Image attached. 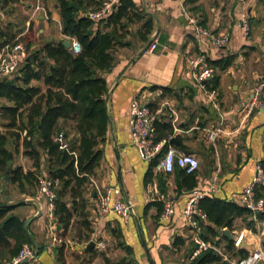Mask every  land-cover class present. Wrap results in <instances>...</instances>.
I'll return each instance as SVG.
<instances>
[{
	"label": "crops",
	"instance_id": "0c3cea01",
	"mask_svg": "<svg viewBox=\"0 0 264 264\" xmlns=\"http://www.w3.org/2000/svg\"><path fill=\"white\" fill-rule=\"evenodd\" d=\"M133 1L139 9L153 16L154 30L151 41L134 39L128 41L126 47H118L111 67L101 73L107 86L109 122L105 140L100 145L102 158L84 190L91 231H86L79 219H72L68 229L62 231L56 217L51 222L45 218V201L37 200L41 206L39 214L33 202L15 207L11 213L25 220L37 214L27 227L35 256L25 264H62L68 249L86 259L84 264H102L99 251L118 262L127 257L122 246L131 248L135 264H188L193 244L181 216L188 195L193 190L206 191L216 179L218 187L210 194L242 205L239 196L256 174L255 166L264 159V111L247 115L244 109L248 95L264 78V40L257 34L252 38L244 35L240 22L242 17H247L249 30L264 31L263 7L257 0H197L198 11L194 13L184 6V0ZM190 18L197 22L204 20L206 29L215 34H226L227 44L221 48L213 46L205 36L195 32ZM16 31L19 37L28 35L30 40H33L31 33L37 35L42 44H54L65 38L61 34L55 0H19L6 7L0 4V43L15 36ZM153 41L156 46L149 50ZM196 56L205 61L227 56L234 59L226 69H214L213 74L219 77L218 85L208 89L205 84L212 76L204 85L191 78L189 59ZM47 63L52 64V61L47 60ZM31 83L45 90L42 81L32 80ZM135 96L155 113L159 124L167 123L172 129L171 133L158 131L163 135L155 141L160 146L157 161L169 146L173 147L170 140L175 136L180 137L182 149L174 148L179 152L187 151L199 160L192 189L190 178L179 173L180 169L163 173L154 165L147 177L154 159L141 158L132 144L129 125L130 102ZM218 126L221 132L217 138L207 141L206 131ZM67 138L73 142L74 131L67 134ZM42 158L40 174L46 175L44 156ZM19 159L15 166L22 164L24 171L33 169L31 160L22 152ZM105 187L117 188L120 197L133 205V213L127 220L114 212H99L97 194ZM5 188V179L0 175V203H6L7 197L12 202L34 199L18 190L22 198L15 199L17 196L9 191V185L6 196ZM161 194L174 199V213L168 219L161 217L163 204L158 197ZM69 200L66 197V201ZM205 225L212 224L208 219L202 222V234L214 242L223 257L211 264H225L227 256L231 260L238 259L234 249H227L230 242L236 251L245 249L248 254L262 251L263 258L256 264H264V211L236 217L230 230L217 229L216 235L205 231ZM226 230L231 239L225 234ZM238 238L242 240L240 248L235 245ZM91 240L95 245L87 249ZM96 240L103 241L105 247L97 248ZM8 260H0V264Z\"/></svg>",
	"mask_w": 264,
	"mask_h": 264
},
{
	"label": "trees",
	"instance_id": "16d2710c",
	"mask_svg": "<svg viewBox=\"0 0 264 264\" xmlns=\"http://www.w3.org/2000/svg\"><path fill=\"white\" fill-rule=\"evenodd\" d=\"M18 1L0 0V4L6 7ZM55 2L60 17L61 34L65 38L54 44H42L28 54L13 76L0 78V117L5 121L3 127L6 129L4 132L0 131V175L5 177L8 165L11 164L8 146L11 145L17 150L21 148L23 155L31 160L33 169L24 171L22 166L11 164L8 173L9 185H13L20 193L34 196L44 156L46 176L58 181L54 186L53 200L57 226L66 231L72 219H79L84 229L90 232L84 190L102 158L103 150L100 145L105 140L109 122L105 98L107 86L101 73L111 67L114 51L118 47L127 46L130 41L128 36L131 35L141 42L151 41L154 18L139 9L133 0H116L110 12L99 18H92L89 14L99 10L103 0ZM257 2L264 8V0ZM183 3L189 11H198L197 0H184ZM198 24L206 28L204 20H199ZM132 25H135L134 31L130 28ZM13 37L14 35L11 38ZM9 39L3 40L0 46L9 42ZM65 39L69 41V47L63 44ZM72 40H76L80 46L77 53L71 51ZM29 46L30 44L26 46L27 50ZM233 59L234 56H227L206 61L214 71L226 69ZM47 60L52 61V64L47 63ZM218 79V75L212 73L205 86L214 89L218 85ZM32 80L42 81L45 90L32 84ZM66 123H70L76 134L73 142L68 141V133L64 128ZM154 126L157 131L154 141H158L163 135L158 134L159 130H165V133L172 131L170 125L159 124L156 119ZM59 132H63L67 148L59 147V142L55 139ZM170 144L182 149L178 136L172 138ZM157 157L150 163L147 177L157 162ZM260 165L264 171V159L260 161ZM179 173L190 178L189 187L192 189L194 173L188 174L182 169ZM254 191L256 198L264 199V185H255ZM66 197L70 200L66 201ZM4 204L0 203V260H8L16 255L24 243L33 244L24 228L25 219L11 213L20 205ZM199 207L212 224L204 226L205 231L211 235H216L217 229L223 227L230 230L236 217L251 213L243 204L215 198L210 193L199 200ZM202 237L210 242L204 233ZM210 243L214 244L213 241ZM122 247L127 257L118 262L111 261L104 252H97L102 257V264H135L131 257V248ZM192 249L193 245L189 256ZM227 249L236 251L232 242ZM235 251L234 256L238 259L248 255L245 249ZM221 260L222 255L208 249L191 259L188 264H211ZM226 260L224 263L228 264L230 256Z\"/></svg>",
	"mask_w": 264,
	"mask_h": 264
},
{
	"label": "built area",
	"instance_id": "2783aa9c",
	"mask_svg": "<svg viewBox=\"0 0 264 264\" xmlns=\"http://www.w3.org/2000/svg\"><path fill=\"white\" fill-rule=\"evenodd\" d=\"M116 0H111L103 4L99 10L90 13L92 18H99L107 15ZM190 22L196 33L205 36L210 43L217 47H224L228 42L226 34H215L208 29L198 24L195 18H190ZM243 34L246 35L249 31V23L247 17L240 19ZM156 42L149 44V50H153ZM71 51L77 53L80 51V46L76 40L71 42ZM28 56V50L25 44L15 38L0 46V78L11 77L15 74L19 64ZM190 75L194 82L202 84L212 76L213 69L208 66L204 58L196 56L189 59ZM204 85V84H202ZM247 115L256 114L264 111V80H261L253 88L248 95L244 106ZM129 125L131 130L132 144L138 149L140 156L144 160H153L160 152L159 144L155 143V113L150 108L141 102L135 96L131 99L129 107ZM221 132V128L215 127L206 131V139L213 142ZM59 142L60 148H67L63 132H59L55 138ZM199 167V160L191 153L179 152L174 147L169 146L163 153L161 158L156 162L155 168L163 173H172L175 168H180L185 173H195ZM256 174L242 190L239 199L241 204L250 209L252 212L264 211V199L256 198L254 187L257 184L264 185V171L260 164L255 166ZM57 179H51L44 174L37 177V186L34 199L38 201H45L46 211L45 218L51 222L55 219L54 203L55 198L54 186L57 184ZM218 187L216 179L211 182L206 191L193 190L187 197L181 212V216L185 219L188 229L190 231V241L193 244V249L190 253V259L195 258L205 250L212 249L222 253L219 249L206 241L202 237L201 223L206 221V213L199 207V200L208 193H213ZM163 204L161 217L168 219L174 213V199L169 195L161 194L158 196ZM98 210L101 214L114 212L123 220L133 213V205L120 197V192L117 188L105 187L97 194ZM240 238L235 241L238 245ZM97 248L103 249L105 247L103 241H97ZM35 250L30 243H24L20 247L16 255L11 257L6 264H21L22 262L33 261ZM263 258V252L254 250L246 257L236 260H230L231 264H256Z\"/></svg>",
	"mask_w": 264,
	"mask_h": 264
},
{
	"label": "rangeland",
	"instance_id": "374dc122",
	"mask_svg": "<svg viewBox=\"0 0 264 264\" xmlns=\"http://www.w3.org/2000/svg\"><path fill=\"white\" fill-rule=\"evenodd\" d=\"M109 1H111V0H103V4L106 2H109ZM262 10H264V8ZM130 28L132 31H134L135 25H132ZM16 34H18V31H16L15 36L13 38L9 39V41L14 40L15 38H19V40H21L25 44V46H28V44H30V46L28 48V54L33 52L35 49L39 48L43 43L42 40L40 39V37H38L37 35L34 36V35H32V33H31V39H33V40H30V38H28V35L25 37H21V36L19 37V35H16ZM254 34L259 35L260 38H263V40H264V31L261 32V30H258V29H254L253 31L249 30L248 33L246 34V36L252 38ZM127 38H128V40H134L135 39L131 35L128 36ZM262 53H264V51ZM262 80H264V78H262ZM4 122L5 121L2 119V117H0V131L1 132H4L6 130L3 127ZM64 128L68 134H71L73 132L70 123H66V125H64ZM8 149H9V152H11V154H12L10 161H12V165L15 166L20 162L19 158H20V153L22 152V149L21 148H19L18 150L14 149L13 146H11V145L8 146ZM21 166H22V164H21ZM9 191H14L15 195L17 196V197H15V199H21L22 198L19 195V193L17 192V189L12 187V186L10 187V185H9ZM73 233H74V231H73ZM223 254H224V252H223ZM227 258H228V256H227ZM84 263H86V259H82L81 255L76 256V254L74 252H71L69 249H68V251H65L64 262L62 264H84ZM92 264H95V263H92Z\"/></svg>",
	"mask_w": 264,
	"mask_h": 264
},
{
	"label": "water",
	"instance_id": "95a60500",
	"mask_svg": "<svg viewBox=\"0 0 264 264\" xmlns=\"http://www.w3.org/2000/svg\"><path fill=\"white\" fill-rule=\"evenodd\" d=\"M63 44H64L65 46L69 47V41L64 40V41H63ZM207 80H208V79H207ZM207 80H204V81L202 82V84H205ZM11 157H12V154H11V152H9V153H8V158H9V160L11 159ZM10 168H11V164L8 165V169L6 170V172H5V177H4V179H5V184H6V188L4 189V193L6 194V196L8 195V189H7L8 185H9V181H8V173H9V169H10ZM30 202H33V203H35V204L37 205V207H38V214H39V212L41 211V206H40L39 202H38L37 200H35V199H26V200H20V201H18V202H12V201L7 197V198H6V203H5L4 205H23V204H25V203H30ZM35 217H37V214L34 215V216H30V217H28V218L25 220V222H24V228H25L26 231H27V227H28L29 223H30ZM225 234L227 235V237H228L229 239L232 238L231 234H230L227 230L225 231ZM31 245H32V247L34 248V245H33V244H31ZM94 245H95V242L91 240V241L88 243V245H87V249H89L91 246H94ZM242 246H243V245H242V240H241V238H240V240H239V242H238V247L240 248V247H242ZM87 249H86V250H87ZM25 263H26V261L22 262L21 264H25Z\"/></svg>",
	"mask_w": 264,
	"mask_h": 264
}]
</instances>
